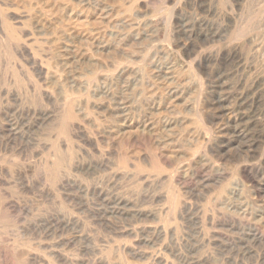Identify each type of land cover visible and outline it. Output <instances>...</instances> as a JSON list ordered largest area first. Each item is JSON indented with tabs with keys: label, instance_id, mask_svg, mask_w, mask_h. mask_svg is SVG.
Returning a JSON list of instances; mask_svg holds the SVG:
<instances>
[{
	"label": "rangeland",
	"instance_id": "rangeland-1",
	"mask_svg": "<svg viewBox=\"0 0 264 264\" xmlns=\"http://www.w3.org/2000/svg\"><path fill=\"white\" fill-rule=\"evenodd\" d=\"M96 1L97 6L80 0H0V45L4 43L0 46V137L13 145L11 163L19 181L25 174L31 176L38 164L55 169L46 172L55 174L54 181L47 180L46 196L39 194L41 183L33 177L34 188L26 194L32 213L46 209L50 216L60 211L66 222L71 219L64 234L73 230L81 237L79 257L84 262L92 258L95 264H264V240L255 236L264 234L261 180L240 168L254 160L253 150L245 140L226 145L232 136L220 133L221 117L207 108L198 92L177 101L174 109L162 111V117L180 118L167 132L159 125L144 128L145 123L136 121L140 111H134L138 117L119 135L105 131L115 118L101 110L72 119L66 128L65 110L77 93L71 94L66 80L60 84L53 77L62 72L61 47H85L102 24L109 20L115 25L113 21L137 9L144 16L161 15L154 31L168 52L164 59L182 69V76L196 73L203 82L206 78V66L185 70L184 62L197 52L188 57L181 44L174 43L177 37L167 26L173 3L133 0V6L132 0ZM205 1L192 0L185 6L183 14L189 21L205 15ZM244 2L243 14L234 11L237 24L225 37L231 42L254 32L256 1ZM103 7L111 11L108 19L99 14ZM4 18L16 28L17 39L9 35ZM184 36L180 35L181 41ZM218 43L223 42L202 44V53L215 50ZM225 67L233 72L231 80L242 72L239 69L235 76L231 61ZM160 89L158 97L163 93ZM188 100L194 107L186 106ZM161 156L167 163L155 162ZM236 184L237 194L231 197L227 190Z\"/></svg>",
	"mask_w": 264,
	"mask_h": 264
},
{
	"label": "bare ground",
	"instance_id": "bare-ground-1",
	"mask_svg": "<svg viewBox=\"0 0 264 264\" xmlns=\"http://www.w3.org/2000/svg\"><path fill=\"white\" fill-rule=\"evenodd\" d=\"M80 1L85 3L93 1L96 6L99 3L96 0ZM163 1L173 3L170 8V18L167 26L168 30H171V34L173 33L172 36L177 37L174 43L181 44L182 50L188 57L189 54L197 52L190 61L184 62L186 67L184 69L188 70L201 65L206 66L205 81H201V77L199 78L193 72V75L190 74L192 76L189 74V76H182V69L178 70L173 61H168V58L167 60L164 59L168 52L166 53L164 45L157 41L158 31H154L155 26L157 28V23L162 22L161 15L158 16L159 13L155 14L157 16L154 14L144 16L141 10L138 11L137 9L133 12L130 10L128 11L131 12L130 15L127 14L126 17H120L113 21L115 25L112 22L111 25L108 20L106 24H102L97 28L95 35L89 38V46L81 47L80 45L64 44L61 47L62 72L53 77L60 84L63 80H66L70 86L71 94L77 93L75 100L65 110V121L63 123L65 122L67 128V123L71 122L72 119H78L79 116L89 117L91 111L98 112V114V110H101V113L106 111L102 114L110 113V116H114L115 123L113 126L110 125L112 127H109V129L104 130L108 134L119 135L132 124L129 121H133V117L137 116L133 115L134 111H140L139 113L142 115L139 114L136 121L145 123L143 124L144 128L150 126V129H152V127L159 125L158 127H162L163 131L167 132L180 118L175 116L165 117L164 114V117H162V111L174 109L177 101L185 100V96L191 92H198L202 96L201 101L207 105V108H213L221 117L223 122L219 124L222 128L220 127V129L217 126L220 133L232 136L228 139L226 145H231L236 140H245L248 147L252 148L253 153L250 155L254 160L241 164L240 168L243 172L254 174L257 178H260L261 183L256 180L259 182L258 192L264 194V183H262L264 182V0H254L256 1L254 2L256 14L254 13L255 17L252 16L254 18L252 20L253 34L249 31L251 35L248 38L245 37L241 41L240 38L237 40L235 37L234 42L230 41V37L229 39L227 37V41L225 37L229 28L236 26L237 20L234 11L245 6L243 4L245 0H206L203 10L205 15L198 18L194 16L193 19L190 18V21L186 17L187 14L186 16L185 13L183 14V11L185 6H189L188 4L192 0ZM135 3H133V6L136 5ZM100 10L99 14L103 16L102 18L108 19L110 17L111 11L109 8L103 7ZM162 25L165 26V24ZM4 26L6 30L10 31H7L9 35L13 39H17L15 35L16 28L11 23L9 24L5 18ZM246 26L248 27V25ZM180 35H185L187 38L181 41ZM220 41L223 43L220 46L218 43L215 50L213 45V50L202 53V44ZM2 44L4 43L1 42ZM245 45L247 50L243 51ZM227 61L235 64V76L239 69L242 70L238 78L231 80L234 76L232 70L225 67ZM156 83L159 85H156ZM160 88L163 89V93L158 97L157 93L162 92ZM119 90L121 95H117ZM149 90L150 96L146 95ZM185 103L187 107H194V103L192 104L190 101ZM197 110L199 111V109ZM201 111L203 112V110ZM202 112H199V115ZM199 115L198 118L201 116ZM112 121H110L111 124ZM204 127L202 128L203 131L208 133ZM10 143L11 141L8 142L0 137V264H95L96 260L93 263L92 258L84 262L79 257L82 254L80 253L81 237L76 235L75 231L71 229L73 232L69 231L70 233L64 234L66 226L72 225L69 223L72 221L71 219L66 222L59 214L60 211H55L50 216L46 209L42 214L39 212H36L37 214L32 213L34 209L28 197L32 188H34L35 181L33 177H37L39 183H41L38 184L37 189L39 194L46 196L48 194L47 180L52 181V176L55 174L48 175L49 173L46 172L50 170L47 169L45 164L46 169L38 164L31 176L25 174L19 181L14 170L15 164L11 163V155L14 152L11 149L13 145L10 147ZM155 162L167 163L162 156L159 159L157 158ZM51 171L54 172L55 169ZM237 185L227 190L229 196L237 194ZM27 193H29L28 197L26 196ZM229 196L226 197H233ZM58 208H55V210ZM239 208L242 209L241 206ZM244 211L241 213H244ZM256 211L253 210V214L257 213ZM32 214L36 217H31ZM249 215L255 216L251 213ZM261 218H258L259 222ZM255 236L264 240L263 232L255 234Z\"/></svg>",
	"mask_w": 264,
	"mask_h": 264
}]
</instances>
